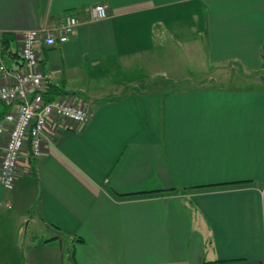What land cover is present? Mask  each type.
Instances as JSON below:
<instances>
[{"label":"crops","instance_id":"crops-1","mask_svg":"<svg viewBox=\"0 0 264 264\" xmlns=\"http://www.w3.org/2000/svg\"><path fill=\"white\" fill-rule=\"evenodd\" d=\"M70 14V41L37 48L52 98L90 120L0 183V264H264V0H0V63ZM162 60L164 85L208 66L215 86L148 88Z\"/></svg>","mask_w":264,"mask_h":264},{"label":"built area","instance_id":"built-area-1","mask_svg":"<svg viewBox=\"0 0 264 264\" xmlns=\"http://www.w3.org/2000/svg\"><path fill=\"white\" fill-rule=\"evenodd\" d=\"M86 11L91 20L109 16V8L105 4L92 5ZM79 25V18L70 14L53 28L25 31L20 49L21 69L11 70L0 63V74L6 79V83L0 85V105L9 108L0 114V183L7 191L15 188L19 162L27 146L32 156L39 158L44 142L62 121L84 125L90 120L84 103H77L66 96L47 99L49 87L37 48L41 41L48 47L67 43Z\"/></svg>","mask_w":264,"mask_h":264},{"label":"rangeland","instance_id":"rangeland-1","mask_svg":"<svg viewBox=\"0 0 264 264\" xmlns=\"http://www.w3.org/2000/svg\"><path fill=\"white\" fill-rule=\"evenodd\" d=\"M179 51V54H181V55H184V52L183 53H181V49H179L178 50ZM186 52V51H185ZM185 56V55H184ZM178 62H181L182 63V58L181 57H178ZM199 60V59H198ZM190 62V60H188V63ZM181 63H179V64H181ZM159 64V63H158ZM183 64V63H182ZM193 65H194V63H193ZM157 69H158V71H159V69H160V71H161V73L159 72V73H157V74H154L153 75V77L154 78H150V76L147 78V80H149V81H151V83L150 84H147L148 85V88H163V90H168V89H170V88H173V86H176V88H180V87H182V86H187V87H190V86H192L193 84H195V85H199V84H201L202 83V81H209L208 83H207V86H215V83L213 82V80H212V78H207L208 76V74L209 73H211L210 75H212L213 74V71H211V70H209L208 69V66H205L204 67V69H202L201 70V68H200V70L199 71H197V69H193V75H194V79L195 80H199L198 82H189V81H182V82H177V83H172L173 85H164V84H166L165 82L167 81V79H166V77L164 76V75H162L163 74V72H168V71H170L172 68H174V69H177V70H179V66L177 67V68H175V67H170V66H168V62H166V61H164V60H162L161 61V63H160V65L159 66H157L156 67ZM186 68H187V70H186ZM181 69L182 70H186L187 71V73H188V70H189V67H188V65L187 66H184V67H181ZM169 73V72H168ZM110 79H114V80H119V78H120V76H119V74H111L110 75ZM204 77V78H203ZM206 77V78H205ZM203 78V79H202ZM259 83V82H258ZM150 85V86H149ZM258 85H264V83H262V82H260Z\"/></svg>","mask_w":264,"mask_h":264},{"label":"trees","instance_id":"trees-1","mask_svg":"<svg viewBox=\"0 0 264 264\" xmlns=\"http://www.w3.org/2000/svg\"><path fill=\"white\" fill-rule=\"evenodd\" d=\"M52 94H54V90H51V88H49L47 94H46V97L47 99H51L52 98Z\"/></svg>","mask_w":264,"mask_h":264}]
</instances>
